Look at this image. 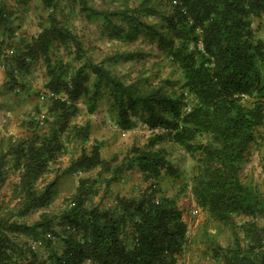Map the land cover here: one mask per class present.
<instances>
[{"label": "trees", "instance_id": "obj_1", "mask_svg": "<svg viewBox=\"0 0 264 264\" xmlns=\"http://www.w3.org/2000/svg\"><path fill=\"white\" fill-rule=\"evenodd\" d=\"M41 1L49 13L37 34L17 42L9 32L0 41L13 84L43 57L45 89L53 93L23 120L27 135L0 142V189L9 168L20 171L12 200L0 201V264H180L189 226L176 196L161 193L163 177L177 174L165 141L194 157L193 174L183 187L194 195L199 211L206 210L229 231L225 241L207 233L215 264H264V188L242 177L251 151L262 145L264 40L255 22L264 15V0H102L100 6L92 0ZM62 6L102 20L100 35L113 41L147 34L181 71L179 89L170 90L174 79L129 78L108 66L107 59L95 61L71 26L58 19ZM144 16L158 20L150 24ZM5 19L0 5V22ZM58 46L80 63L56 55ZM8 48L14 53L7 54ZM82 99L90 113L105 100L123 131L133 129L141 113L153 132L143 146H132L126 161L139 166L148 185L132 196L117 195L103 208L93 199L98 179L84 176L65 207L43 210L58 196L62 174L100 167V177L112 172L103 179L106 187L118 176V167L102 156V142L86 146L91 123L72 124ZM71 146L80 153L64 169L55 167ZM259 164L264 169V157ZM53 172L54 179L40 187ZM37 210H43L37 220H24ZM24 234L33 237L23 241ZM45 237L59 239L60 249L50 261H42L40 249L32 246L33 239H43L42 249Z\"/></svg>", "mask_w": 264, "mask_h": 264}, {"label": "rangeland", "instance_id": "obj_2", "mask_svg": "<svg viewBox=\"0 0 264 264\" xmlns=\"http://www.w3.org/2000/svg\"><path fill=\"white\" fill-rule=\"evenodd\" d=\"M32 1L34 2L37 13H42L41 17L35 15L36 17L32 18L31 16L30 19H27L29 12L27 15H24V19L26 18L27 20L25 22L22 21V25L25 26L28 22L29 24L28 26L26 25V28L29 27V29H31L33 27L31 30L34 32L43 23L42 21L48 17L49 10L43 6L41 0ZM129 1L130 3H137L140 0ZM101 3L102 0L91 1L93 5L100 6ZM62 4H64V2ZM11 14V11L9 13L7 12L8 17ZM57 17L61 23L71 26L73 31L84 42V48L87 54L95 61L107 59L106 64L108 66L114 67L118 73L129 78L145 75L149 76L150 80L154 83H158L160 78L164 80L174 79L176 80V84L170 90L179 89L182 83L181 71L172 67L167 62L165 54L159 50L158 45L152 41L147 34H142L134 41L127 39L113 41L100 35L103 21L100 19H90L83 11L77 9V12L72 14L71 8L62 6L57 10ZM9 18L14 20L13 23H15L16 30L18 31L21 28L18 26L20 22L17 21L19 15L15 17V14H13ZM143 19L151 24L156 22L158 17L144 16ZM259 23H261V26H258ZM255 26L259 27V36L264 40V15L262 19H257ZM3 30L4 29H0V34L4 37H8L9 32H4ZM54 52L58 56L68 57L73 65L80 63L79 59H76L73 55H68L64 46L55 47ZM135 52L136 55L132 58L125 57L126 53L131 54ZM120 54L122 56H120ZM114 55L117 56L110 58ZM40 67L41 70H37L38 72L31 74V85L28 84L25 86V84L23 85L22 83V85L14 84L15 86L14 89L11 90V94H0V142L2 138L7 139L9 136L20 138L27 135L26 128L22 124L23 119L29 116V113L34 110V107L38 103H43L45 101L42 97V92L45 91L46 73L44 72L42 76V65H40ZM7 99L13 100L9 102ZM79 107L80 111L77 116L73 118L72 124L91 123V139L87 142L86 146L89 147L97 141L102 142V156L105 159L111 160L113 166L115 165L118 167V176L111 180L109 187H106V182H104L103 179L112 176V172H103L102 177H100V167L88 172L80 170L76 173L62 174L58 180V196L43 210L59 211L61 208L65 207L67 199L75 194L80 177L84 176L98 179L100 189L98 193L94 195L93 199L94 202L99 203L103 208L112 205L117 195L132 196L133 194L140 193V191L148 185L139 166L136 164L131 166L130 163L126 161L128 154L129 157L133 155L130 153L132 146L134 144L143 146L147 143L153 132L142 120L141 113L137 116V125L131 130L123 131L115 124L105 100H102L99 109L94 113L88 111L87 104L83 99L80 100ZM124 132L126 134H124ZM164 145L168 151V158L177 169V174H179L163 177L161 182V193L176 196L178 205L183 212L184 220L189 226V243L185 254L180 257V264H215V257L213 255V250L210 248L207 233H212L216 238L225 241L227 239L226 235L228 230L219 222L208 218L206 210L201 208L199 213L193 212L196 208L197 201L188 193V189L183 187V184L193 174L196 161L192 155L187 153L180 146L174 145L169 141H165ZM70 148V153L64 155L60 159L61 162L55 165V167L60 166L61 169H64L70 164L72 156L80 153L78 148L73 146ZM261 156L263 160L264 126L262 127V145L251 151L250 161L246 164L242 173V177L245 181L252 180L253 183L260 184L262 188H264V169L259 164ZM7 172L6 179L0 189V201L4 204L12 200L14 188L20 180V171L9 168ZM54 177L55 172L49 173L44 180L40 181V187H42L46 181L54 179ZM161 193H158L157 196H160ZM11 204H14V201H12ZM43 210L35 211L31 215L25 217L24 220L28 223H33L39 218ZM32 237L33 236L24 234L20 236V239L28 241V239ZM49 240L46 239L48 243L37 252V255L42 261L46 259L50 261L54 250L57 248L60 249L58 238L55 237Z\"/></svg>", "mask_w": 264, "mask_h": 264}, {"label": "crops", "instance_id": "obj_3", "mask_svg": "<svg viewBox=\"0 0 264 264\" xmlns=\"http://www.w3.org/2000/svg\"><path fill=\"white\" fill-rule=\"evenodd\" d=\"M0 5H2L4 7V12L7 14V12L9 13L10 11L12 12L11 15L15 14V17H17L19 15V18H17V21L20 22L18 23L21 28L17 31L16 30V25L15 23H13L14 20H12V18H9L7 15V19H5L4 21L0 22V28L1 30L4 29L3 31H8V32H13L15 34V41H20L21 38H25L28 37L30 38L31 36L37 34L40 30L42 25L44 24V20L42 21L43 23L40 25V27L32 32V28L29 29V27L26 28V25L28 26V22L27 24L22 25V21L25 22L27 19H30L31 16L32 18L36 17L35 15H38L39 17H41V12L37 13L36 8L34 7V2L32 0H0ZM30 12V13H29ZM29 13V14H28ZM28 14V15H27ZM24 15H27V19H24ZM12 20V21H11ZM24 27V28H22ZM3 51L0 47V94H11V90L14 89V84L13 81L8 77L7 74V67L4 65V57H3ZM53 60H56V58L54 57ZM40 65H42V76L44 74V72L46 73V81H47V75H48V66H47V62L46 60L41 57L38 60V64L34 63L31 67V70L29 72H27L26 74H22L21 77L18 79L19 84H25V86H27L28 84L31 85V74H33L34 72H38L39 70H41ZM38 70V71H37ZM21 84V85H22ZM29 87V86H28ZM16 97V96H15ZM13 99H7V101L11 102ZM24 120V119H23Z\"/></svg>", "mask_w": 264, "mask_h": 264}, {"label": "built area", "instance_id": "obj_4", "mask_svg": "<svg viewBox=\"0 0 264 264\" xmlns=\"http://www.w3.org/2000/svg\"><path fill=\"white\" fill-rule=\"evenodd\" d=\"M0 41H6L5 37L3 35L0 34ZM6 53L8 54H13L14 53V49L13 48H8L6 50ZM53 93L51 92H48V91H43L42 92V97L45 99L47 98L46 96H51ZM42 117H44V113L42 115ZM192 196L194 197V195L192 194ZM194 213H198L199 212V207H196L194 210ZM47 236L50 237L51 236V233H47ZM43 243V239H33L32 240V246L34 247V249H41V245Z\"/></svg>", "mask_w": 264, "mask_h": 264}, {"label": "clouds", "instance_id": "obj_5", "mask_svg": "<svg viewBox=\"0 0 264 264\" xmlns=\"http://www.w3.org/2000/svg\"><path fill=\"white\" fill-rule=\"evenodd\" d=\"M46 90V89H45ZM124 134H126L125 132H124ZM190 195H192V194H190ZM193 197V196H192ZM193 199H194V197H193ZM194 212V211H193ZM199 213V212H198ZM48 237V236H47ZM92 264V263H91Z\"/></svg>", "mask_w": 264, "mask_h": 264}]
</instances>
